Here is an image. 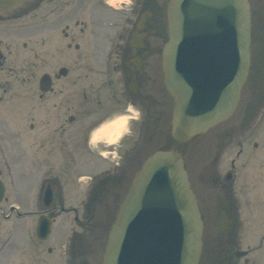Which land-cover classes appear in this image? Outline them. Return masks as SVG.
Segmentation results:
<instances>
[{
    "label": "flooded vegetation",
    "instance_id": "flooded-vegetation-1",
    "mask_svg": "<svg viewBox=\"0 0 264 264\" xmlns=\"http://www.w3.org/2000/svg\"><path fill=\"white\" fill-rule=\"evenodd\" d=\"M75 3H82L81 18L75 19ZM248 4L251 66L240 103L227 123L196 143L192 183L205 221L199 264H264V0ZM30 11L41 38L34 64L16 74L0 51V264H102L106 230L137 167L139 142L111 146L119 160L88 175L76 173L75 153L86 165V154L98 147L91 138L102 120L96 116L128 111L130 104L140 116L128 137L136 129L147 134L167 39L166 4L129 0L120 10L99 83L86 69V0H34L16 17ZM17 197L19 203L10 202ZM39 220L51 225L45 239L36 236ZM12 223L24 229L18 246Z\"/></svg>",
    "mask_w": 264,
    "mask_h": 264
},
{
    "label": "water",
    "instance_id": "water-1",
    "mask_svg": "<svg viewBox=\"0 0 264 264\" xmlns=\"http://www.w3.org/2000/svg\"><path fill=\"white\" fill-rule=\"evenodd\" d=\"M25 0H0V14ZM162 51L173 100L165 141L135 173L110 228L103 264H199L204 220L190 185V144L228 120L250 67L247 0H169Z\"/></svg>",
    "mask_w": 264,
    "mask_h": 264
},
{
    "label": "rangeland",
    "instance_id": "rangeland-1",
    "mask_svg": "<svg viewBox=\"0 0 264 264\" xmlns=\"http://www.w3.org/2000/svg\"><path fill=\"white\" fill-rule=\"evenodd\" d=\"M81 1V0H80ZM109 3L113 4L115 8L123 10L125 5V0H107ZM162 2L163 0H158ZM79 4V5H78ZM75 3L74 6V13H75V19L82 17V10L83 6L82 3ZM107 6L101 4V0H86V69L88 67H91L93 70V74L90 75L91 79H94V81L97 83L103 81V75L106 71V64H107V57L106 54L109 51V41L110 36L112 33L114 34L117 31V28L115 26L116 23H118V17L119 13L117 11H114L112 8H106ZM37 18L34 17L33 14H30L28 18L18 19V20H9L5 22H0V40L2 41L0 45V49L2 52H4L7 64L10 67H13L15 69V73L20 70V67L26 66V65H33L35 62L34 53L36 48L40 46V31H38V27L36 24ZM112 24V25H111ZM4 25L7 26V29H10L6 32ZM78 28L75 27V31H77ZM46 39V45L45 48L49 46L50 43V34L45 33ZM26 45V46H25ZM38 46V47H37ZM107 51V52H106ZM78 53H75V57H79ZM34 70V69H32ZM100 74V76H99ZM89 76V77H90ZM115 80V77L113 75L112 77ZM18 79V77L11 76V80ZM122 79V78H121ZM156 92H155V98L158 100V102H155L154 106V117L153 121L155 120V133H157V129L161 126L162 121L164 120L163 115H159V111H164L166 109L165 106H162V103L164 100L162 96L159 95L160 91L158 92L157 86H156ZM166 99V98H165ZM167 100V99H166ZM164 100V101H166ZM167 107L171 111V103L167 100ZM105 115V114H104ZM98 118L96 119H102L104 116H96ZM163 118V119H162ZM167 119V117H166ZM96 123L95 121L89 120L86 121L87 127L90 126V124ZM153 124L151 123L152 127ZM161 130V127L159 128ZM153 130V129H152ZM139 133L136 131L135 136L132 139L139 138ZM150 131V135H151ZM150 135L147 137V139L150 137ZM162 136V131H161ZM163 137H159V135H155L154 138H151L150 141H145L146 136H144L143 141L139 144V153L138 158L141 160L143 156H145L147 153L158 147V145L162 142ZM98 147L94 148L95 154L87 155L86 154V165L82 163L85 159L82 158V153H75V171L79 175H88L92 171L97 170L98 167L100 168L102 165H106V167H110L113 165V162L116 161V159L113 158V154H110V149L112 147L107 146L106 144L97 143ZM15 161L17 162V154H14ZM102 155V156H101ZM224 159L222 162H224L227 159V154L224 155ZM102 159V160H100ZM138 160V161H140ZM15 162V182L17 185H20V181H18V169H17V163ZM86 166V167H85ZM133 167V166H131ZM132 169V168H131ZM198 168L195 166L194 172H197ZM194 176V174H193ZM19 182V183H18ZM17 186V188H18ZM20 198H22L20 196ZM20 198H15L14 200H10V202H17L19 203ZM0 206H3V204H0ZM6 206V205H5ZM102 209H104L103 206H101ZM101 214L104 215V212L101 211ZM11 232L13 234V242L18 245L23 244L25 242V234L24 229L21 223H12L11 224Z\"/></svg>",
    "mask_w": 264,
    "mask_h": 264
},
{
    "label": "bare ground",
    "instance_id": "bare-ground-1",
    "mask_svg": "<svg viewBox=\"0 0 264 264\" xmlns=\"http://www.w3.org/2000/svg\"><path fill=\"white\" fill-rule=\"evenodd\" d=\"M110 4H112L111 1ZM125 120L126 117L124 116L108 121L107 124H104L93 133V142L106 141L113 143L117 141L123 132Z\"/></svg>",
    "mask_w": 264,
    "mask_h": 264
}]
</instances>
